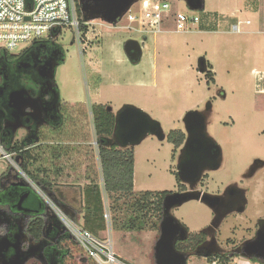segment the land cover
<instances>
[{
  "label": "rangeland",
  "instance_id": "obj_1",
  "mask_svg": "<svg viewBox=\"0 0 264 264\" xmlns=\"http://www.w3.org/2000/svg\"><path fill=\"white\" fill-rule=\"evenodd\" d=\"M168 1L183 12L188 10L182 0ZM253 11L264 16V0H205L204 10L194 12L200 19L190 31L175 32L167 26L164 32L145 37L99 20L87 25L84 36L69 27L62 29L57 41L66 57L64 63L56 67L55 75L67 123L62 130L65 133L56 138L81 144L60 148L66 149V155L65 160L55 162L63 172L57 181L68 183L66 175H82L86 169L95 174L96 170L100 171L92 105H106L113 113L125 104L134 105L159 121L167 137L171 130L183 131L181 119L187 111L205 110L210 104L207 133L222 148L223 161L208 189L222 190L229 183L238 182V187L247 189L249 199L242 216H249L252 221L264 218V175L258 182L257 177L240 181L253 159L264 160V24L260 26L255 16L249 14ZM244 20L252 21L247 25ZM237 23L239 32L233 31ZM246 31L252 34H244ZM130 39L139 42L142 50L140 63L136 65L128 60L123 50L124 43ZM27 46L19 47L12 54H19ZM200 57L205 59L207 71L213 72L214 82L210 85L206 84L207 71L205 74L198 72ZM135 81L148 86L140 89ZM71 101L82 103L67 104ZM23 134L19 131L17 135ZM46 135V141L57 140L53 139L54 134ZM178 150L173 152L167 138L160 142L152 136L133 147L134 191L174 190ZM8 165L10 162L0 154V173ZM31 183L29 185L36 190ZM103 199L105 210L109 212L108 219L104 218L106 232H111L110 219L114 216L122 219L127 203L120 199L115 203L117 211L111 213L107 209L113 202L106 194ZM172 215L194 234L207 225L211 211L200 202L189 201L174 209ZM241 220L246 222L245 218ZM229 226L222 228L221 240L226 237L224 233ZM145 232L120 234V244L131 264H154L155 231L147 229ZM112 239H115L114 234ZM113 251L117 255L114 247ZM90 262L87 258L85 264H92ZM235 263L260 264L242 257L235 258L232 264ZM29 264L36 263L31 260ZM74 264L81 263L77 260ZM187 264H207V259L191 257Z\"/></svg>",
  "mask_w": 264,
  "mask_h": 264
},
{
  "label": "water",
  "instance_id": "obj_2",
  "mask_svg": "<svg viewBox=\"0 0 264 264\" xmlns=\"http://www.w3.org/2000/svg\"><path fill=\"white\" fill-rule=\"evenodd\" d=\"M138 0H82L81 12L86 21L100 19L107 24L115 23L117 18L122 17ZM186 6L193 11L204 10L205 0H182ZM123 50L129 61L138 63L142 57V50L139 42L130 39L123 45ZM45 62L41 68H47L49 75L47 79L52 78L54 67ZM197 69L201 74L207 71V64L203 57L197 61ZM50 80V79H49ZM31 97L26 89L13 90L8 94L9 107L13 110L12 116L17 118L21 115L23 109L27 107ZM111 112L112 108L107 107ZM210 116V106H206L203 111H187L181 122L185 133V140L179 149L177 157V177L188 185L189 191L184 193L167 194L162 202V216L159 223V236L156 239L153 248L154 264H187L189 254L180 252L176 249L177 240L183 241L188 237L187 229L171 214L173 207L182 206L189 201H200L211 212H215L220 206L221 196L209 195L195 191L201 174L205 171L218 170L223 161L222 148L217 142L208 135L207 125ZM148 136L155 137L163 142L166 139L161 123L151 118L140 108L125 104L114 112V126L110 142L118 148H133L139 145ZM10 169L8 174H11ZM27 182L21 181L16 174L14 178L9 179V183L4 190H0V199L5 196L10 202L0 204V264H26L29 259H34V252L41 250L42 242H34L20 226L22 218L30 219L33 210L30 208L32 200L29 193L17 192L15 188H25ZM227 191L237 192L236 206L232 211L242 213L245 211L247 199L241 189L229 187ZM37 213V211H35ZM231 212V211H230ZM8 216V217H7ZM30 217V218H28ZM13 221V224L11 222ZM17 230L14 231V227ZM26 236L20 240V236ZM25 240L27 242H25ZM26 243V244H25ZM240 256L247 260H256L264 264V225L259 228L253 239L245 241L240 247ZM42 254V253H41ZM211 254L203 255L208 259Z\"/></svg>",
  "mask_w": 264,
  "mask_h": 264
},
{
  "label": "trees",
  "instance_id": "obj_3",
  "mask_svg": "<svg viewBox=\"0 0 264 264\" xmlns=\"http://www.w3.org/2000/svg\"><path fill=\"white\" fill-rule=\"evenodd\" d=\"M79 2L80 0H77L76 3V14L79 21L78 29L80 34L84 36L88 28L85 25L86 20L81 12ZM60 35L61 30L52 32L47 38L34 41L19 54L2 53L0 56L5 55V58L17 60L31 53H36V49L41 45H44L46 49L49 45L60 49L59 46L53 45L50 42V40ZM205 78L207 85L213 83V72L211 70L207 71ZM106 108L107 106L102 104L91 106L92 124L98 150L100 171L99 173H94L88 184L81 187L83 205L81 206L80 213H77V218L70 213V207L66 203L59 201L53 194L56 184L55 178L61 172V169L56 167L53 160L54 146L40 145L32 147L35 142L29 141V143L22 145L15 142L10 147L11 140L9 139L7 145H3L4 152L12 156L18 167L34 184L35 188L52 201L65 215L76 222L81 215V225L94 236L98 237L100 233L105 232L107 229L106 220L104 219L106 210L103 199V194H106L107 199L113 202L112 207L107 209L111 213L117 211L115 203H118L120 199H123V203H127L124 206L125 213L122 219L118 220L116 216L110 219V228L112 230L136 233H141L147 229L153 230L156 233L154 237L155 242L162 215V201L166 193L164 191H144L138 193L134 191L133 148L121 149L110 142L114 126V113L107 111ZM166 138L172 144L174 152L182 146L185 140V133L180 129L171 130ZM43 151L50 152L52 165L49 166L50 162H43L45 160ZM10 169L13 168L8 166L0 173V185L3 181L9 183V179L12 180L17 174L14 173L13 175V172L8 174ZM20 180L22 181L21 178ZM15 190L17 192L29 193L32 200L30 208L34 212L25 224L24 231L34 242H42L41 250H38L37 253H42L41 255L45 259L46 264H74L77 260L81 264L87 263V259L83 257L84 254L49 209L43 197L29 184L25 188L17 187ZM8 201L7 196L2 197L0 204L5 205ZM15 202L16 200L10 202V204L12 205ZM118 209H120V206ZM152 216L153 220H151ZM11 224H13V221ZM14 228V231H16L17 226ZM215 260L217 264H231V260L225 255L212 256L207 259L209 263ZM34 263L38 264L36 261ZM90 263L94 264L93 262Z\"/></svg>",
  "mask_w": 264,
  "mask_h": 264
},
{
  "label": "flooded vegetation",
  "instance_id": "obj_4",
  "mask_svg": "<svg viewBox=\"0 0 264 264\" xmlns=\"http://www.w3.org/2000/svg\"><path fill=\"white\" fill-rule=\"evenodd\" d=\"M58 38L55 37L50 42L53 45L59 46L61 51L51 45L47 49L46 47L44 48V45H41L36 49V53H31L17 60L5 58V55L0 56V150L4 151L3 145L6 146L9 139L11 140L10 147L15 142L22 145L29 143V141L35 142L32 147L47 145L44 143L46 141V134L44 133H48L57 127L60 128L63 125L66 126L67 120L63 112L65 110L63 109L62 98L55 75L56 67L64 63L66 55L64 48L57 41ZM45 62H48L52 66L56 65L52 78H49L50 80L47 79V75H49L47 68L44 70L41 68ZM131 63L136 65L139 62ZM21 88L26 89L32 100L27 102L28 105L22 110L21 115L14 118L12 116L13 110L9 107L8 94L13 90H19ZM206 106H210L211 109L210 104ZM19 131L24 133L20 137L17 135ZM42 137L43 140L40 141ZM41 142L42 144H39ZM176 166L177 164L175 165V172L173 173L176 187L174 190H163L166 193L165 196L171 193H184L190 190L188 185L178 179ZM219 169L203 172L194 190L209 195L221 196L223 199L219 200L220 206L217 207L215 212H211L210 220L202 230L194 234L188 232V237L185 240H177L175 243L178 251L190 255L188 260L191 257L203 258V255L206 254H211L213 257L225 255L231 260L230 262L232 264L235 258L241 257L239 255L241 245L245 241L253 239L259 228L264 225V218H258L252 221L249 216H242L249 204V199L247 197V189L238 187V182L229 183L222 190L210 191L208 189L209 183L213 180V174L219 171ZM12 174L14 175V172ZM261 175H264V160L255 158L251 165H248L247 171L241 175L240 181L243 183L244 181L254 180V177H257L256 181L258 182L261 180ZM262 184H264V178H262ZM6 185L7 181H3L0 188L4 190ZM231 186L241 189L245 194L247 203L245 211L242 213L232 211L236 206L238 194L237 192L227 191ZM198 202L200 201L198 200ZM178 207H173L170 210L171 214ZM244 218L246 222H242L243 220L241 219ZM28 221L29 219L22 218L20 220V227L24 229ZM227 224L230 226L226 229V233H224L226 237L224 240H221L222 228ZM157 234L159 236V230ZM25 237L24 235L20 236V240H24ZM25 242L27 241L25 240ZM33 256L35 258L29 259L26 264H29L31 260L36 261L38 264H46L41 254L34 252Z\"/></svg>",
  "mask_w": 264,
  "mask_h": 264
},
{
  "label": "built area",
  "instance_id": "obj_5",
  "mask_svg": "<svg viewBox=\"0 0 264 264\" xmlns=\"http://www.w3.org/2000/svg\"><path fill=\"white\" fill-rule=\"evenodd\" d=\"M76 3L77 0H0V54L13 53L21 46L47 38L50 33L62 31L65 27L72 28L79 34ZM187 9L183 12L168 0H138L122 17L109 25L137 32L143 37L162 33L167 26H171L175 32H187L197 25L200 19L194 13L196 11L188 7ZM96 20L102 21L93 19L85 21V25L95 24ZM0 154L3 159L10 162L22 180L30 182L10 154L3 150H0ZM36 191L39 195L42 194L39 190ZM42 197L78 245L85 259H90L94 264H130L115 254L109 234L106 238L94 236L65 215L52 201L44 195ZM104 218L108 219L107 211ZM210 264L217 263L213 261Z\"/></svg>",
  "mask_w": 264,
  "mask_h": 264
},
{
  "label": "crops",
  "instance_id": "obj_6",
  "mask_svg": "<svg viewBox=\"0 0 264 264\" xmlns=\"http://www.w3.org/2000/svg\"><path fill=\"white\" fill-rule=\"evenodd\" d=\"M250 15H254L256 20L259 21V24L260 26L264 24V16L263 15H260L258 11H253V12H249ZM252 21V20H251ZM251 21L249 20H244V23L245 24H249ZM241 22V20H240ZM239 22V23H240ZM239 23H237L236 25H234V29L233 31L235 32H239ZM243 23V22H242ZM233 29V28H232ZM252 31H246L244 34H247V35H250L252 34L251 33ZM140 63V62H139ZM138 63V64H139ZM138 88L140 89H143L145 88V82H141V81H135L134 82ZM75 102H79V103H82V101H71L70 103L67 102V104H70V105H73L75 104ZM103 105V104H102ZM113 112V111H112ZM65 126L63 125L62 127H57V128H54L53 130H50L47 134H54L55 137L53 139H57V140H51V141H44V143H46L47 145H52L55 147V150L53 151V155H54V163L55 162H60L64 159V155H66L65 153V150L66 149H60L61 147L65 146V145H69V144H81V142H69V141H65V140H58V138H56V135L58 134H64L65 132H62V130H65L64 128ZM46 134V132L44 133ZM47 136V135H46ZM58 137H61V136H58ZM43 140V137L42 139L40 138V141ZM84 145H88L89 143L88 142H82ZM39 144H42L39 143ZM64 150V151H63ZM44 152V151H43ZM43 157L45 158V160L43 162H51L52 158L50 156V152H44L43 153ZM50 159V160H49ZM65 160V159H64ZM49 165H52V164H49ZM57 165V164H55ZM61 165V164H59ZM10 166V165H8ZM11 167V166H10ZM61 169V167H59ZM85 170V169H84ZM100 170V169H99ZM3 172V171H2ZM95 171L93 170H90V169H86L85 171H83L82 175H77V174H72L70 173L69 175H66L67 179L69 181H67L68 183H62L60 184L58 181H57V178L59 176H61L63 174L62 172V169H61V172H59V174L56 176L55 178V188H54V196L59 200V201H62L64 203H66V205L68 207H70V213L72 215H75V217L77 218L78 215L77 213L79 214L80 211H81V206L83 205V201H82V192H81V187H83L84 185L88 184V182L90 181V179L92 178V174H94ZM96 173H98V171L96 170ZM75 179V180H74ZM58 183H57V182ZM135 188V186H134ZM198 202V201H197ZM78 224H82V219H81V215H80V218H78V221H77ZM126 232L122 233L120 231H115V230H112L111 229V232L109 231H105V232H102L99 234V238H106L108 236V234L110 235L111 237V241H112V247H114L117 255L123 260V261H127L128 263H132L130 260L127 259L126 257V252L125 250L122 248L121 244H120V234H125ZM142 233H146L145 231L141 232ZM112 234L115 235V239H112ZM154 239V237H153ZM129 258H132L134 259V257H131L129 256ZM209 262L207 261V264ZM237 264V263H235ZM247 264V263H246Z\"/></svg>",
  "mask_w": 264,
  "mask_h": 264
}]
</instances>
